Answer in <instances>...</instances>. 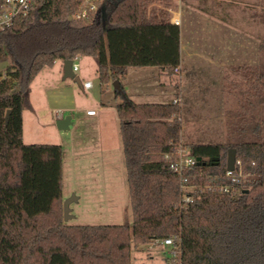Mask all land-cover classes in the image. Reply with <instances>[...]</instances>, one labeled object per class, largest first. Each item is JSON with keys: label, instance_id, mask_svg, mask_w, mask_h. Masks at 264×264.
I'll return each instance as SVG.
<instances>
[{"label": "trees", "instance_id": "1", "mask_svg": "<svg viewBox=\"0 0 264 264\" xmlns=\"http://www.w3.org/2000/svg\"><path fill=\"white\" fill-rule=\"evenodd\" d=\"M154 1L101 0L88 17L70 19L78 0H36L27 17L0 29V264H134V248L173 236L181 238L183 264H264V59L233 66L242 81L226 141L183 144L180 102L138 103L122 83L129 68L156 66L178 84L181 25L166 12L150 16ZM87 55L101 84L121 86L116 110L131 223H67L62 145L23 140V112L32 108L40 71ZM180 146L202 158L184 172L185 184L196 187L188 203L174 168ZM229 148L250 173L239 194L208 188L226 181ZM160 252L159 263L140 264H169Z\"/></svg>", "mask_w": 264, "mask_h": 264}, {"label": "rangeland", "instance_id": "2", "mask_svg": "<svg viewBox=\"0 0 264 264\" xmlns=\"http://www.w3.org/2000/svg\"><path fill=\"white\" fill-rule=\"evenodd\" d=\"M151 10L156 14L182 15V71L178 84L170 83L159 67H132L122 80L125 92L138 103L173 102L179 96L183 144L225 142L227 122L231 111L238 107L242 81L233 66L256 65L264 59V0H158L147 5L150 16ZM84 58L94 63L88 64ZM76 62L79 69L75 74L81 80L82 71H96L92 56ZM65 79L74 89L78 107L64 112L65 117L70 114L74 117L70 130L55 131L60 134L56 138L42 129L34 143H56L63 147V201L72 199L69 203L72 217L66 222L131 223L133 213L122 137H118L117 143L106 140L104 144L99 128L104 126V120L101 115L87 117L85 112L87 106L97 111L92 99L95 94H101V99L111 106L121 101L115 93L114 81L102 84V91L96 85L92 94L82 90L75 79ZM41 114L50 119V112ZM106 123L114 125L112 119ZM143 248H134V264L161 261L159 248L148 245Z\"/></svg>", "mask_w": 264, "mask_h": 264}, {"label": "crops", "instance_id": "3", "mask_svg": "<svg viewBox=\"0 0 264 264\" xmlns=\"http://www.w3.org/2000/svg\"><path fill=\"white\" fill-rule=\"evenodd\" d=\"M180 13V12H176ZM180 25L182 23V15L180 14ZM173 19V16H171ZM182 41V40H181ZM84 56H81L82 59ZM88 64L94 63L93 60H85ZM94 65V64H92ZM131 68H129L130 70ZM128 70V73H129ZM182 71V62L179 70V74ZM127 73V74H128ZM126 74V75H127ZM82 77V84L80 85L82 90L90 91V93L93 94V89L97 85H99L100 90L102 91V84L100 82L98 73H97V63H96V71L94 73L90 72H83L81 74ZM98 76V77H96ZM96 77V78H95ZM51 80V82H49ZM91 80L92 81V87L90 89H85L83 86L84 81ZM96 80V81H95ZM97 84H96V83ZM92 99L94 100V103L97 105V111L94 115H88L87 110L93 109V107H85L88 108L85 112L87 114V117H97L101 115L102 119L105 123L104 126H99V128H102L101 131V139L103 140L104 144L105 141L111 140L112 143L119 142V136H121L120 132V121L118 118L116 105L111 106L108 103L104 102L103 99H101V94H95ZM30 99L32 103L31 109H26L23 112V140L25 143H34L36 142V139L38 136H40L43 131L42 129H45L49 132L48 135H56L58 138L57 132L55 131H63L59 130L56 121L58 119L64 118V112H68L70 110H78V107H76V100L74 98V89L73 87L68 83V79L64 78V70H63V62L62 61H56L53 67H47L40 71V73L37 75L35 80L33 81L31 85V91H30ZM84 108V107H83ZM44 111L50 112V119H47L44 117L41 113ZM71 116V122L74 120V117L72 114ZM112 119L114 121V125L112 126L110 123H106L107 120ZM72 124V123H71ZM98 125V124H97ZM101 125V124H99ZM28 126V129L26 127ZM31 126V129L29 128ZM68 130H70V126L67 130H65L66 133H68ZM108 130V131H105ZM46 133V132H45ZM59 133V132H58ZM62 133V132H61ZM57 142V141H54Z\"/></svg>", "mask_w": 264, "mask_h": 264}, {"label": "built area", "instance_id": "4", "mask_svg": "<svg viewBox=\"0 0 264 264\" xmlns=\"http://www.w3.org/2000/svg\"><path fill=\"white\" fill-rule=\"evenodd\" d=\"M80 2L79 9L71 15L72 18L80 19L88 17L89 14L96 11L101 0H78ZM36 0H0V29H5L14 24L17 19L27 17L33 10ZM174 13L172 21L179 24L180 14ZM80 59L77 56L73 59V71L76 72L79 69V64L76 60ZM83 86L85 89L92 87V81H84ZM175 102H180L178 97ZM88 115L96 114V110H87ZM178 161L174 164V168L180 176V191L181 200L184 203L191 202L193 196L190 192H193L196 187L185 184V170L192 169L197 165V157L191 155L187 149L179 147L178 149ZM240 164V160L236 158L234 170H228L225 172L223 178L226 181H218L214 184H209L208 188L213 190H219L231 194H239L241 191L242 182L250 175V173H244L241 168L237 167ZM149 247H157L160 250H164L165 257L169 261V264H183L182 258V243L179 236L167 237L163 239L154 240Z\"/></svg>", "mask_w": 264, "mask_h": 264}, {"label": "water", "instance_id": "5", "mask_svg": "<svg viewBox=\"0 0 264 264\" xmlns=\"http://www.w3.org/2000/svg\"><path fill=\"white\" fill-rule=\"evenodd\" d=\"M72 17L70 16V19ZM63 70H64V77H70L75 79L78 84H82L81 80L79 77L76 76L75 72L73 71V59H68L63 62ZM114 86L115 89L121 90V86L118 80L114 81ZM11 113V110L7 111L6 114V121L8 120V117ZM71 116H66L64 118L58 119L56 121V125L58 129L60 130H67L69 126L71 125ZM236 158H237V151L235 148H229L228 149V155H227V169L228 170H234L235 168V163H236ZM202 163V158L200 156L197 157V164ZM72 199L66 200L63 202V213H64V220L67 221L69 220L72 215L70 214V209H69V203L71 202Z\"/></svg>", "mask_w": 264, "mask_h": 264}]
</instances>
